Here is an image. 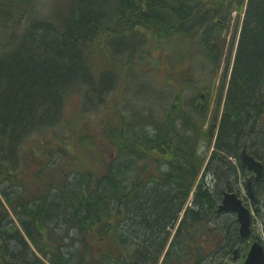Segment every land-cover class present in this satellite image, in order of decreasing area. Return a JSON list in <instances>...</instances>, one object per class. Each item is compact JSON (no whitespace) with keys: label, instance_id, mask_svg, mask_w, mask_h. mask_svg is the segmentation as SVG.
I'll return each instance as SVG.
<instances>
[{"label":"trees","instance_id":"16d2710c","mask_svg":"<svg viewBox=\"0 0 264 264\" xmlns=\"http://www.w3.org/2000/svg\"><path fill=\"white\" fill-rule=\"evenodd\" d=\"M245 1L0 0V264H231L242 239L218 213L223 189L239 184L244 147L264 162V0H248L206 125L224 28ZM188 42L203 83L178 69ZM154 49L150 70L174 90L159 110L128 96ZM193 89L202 105L184 101Z\"/></svg>","mask_w":264,"mask_h":264},{"label":"rangeland","instance_id":"374dc122","mask_svg":"<svg viewBox=\"0 0 264 264\" xmlns=\"http://www.w3.org/2000/svg\"><path fill=\"white\" fill-rule=\"evenodd\" d=\"M242 25H243L242 18L239 21V14L238 12H236L232 16L231 25H229V28L227 30H225L224 28L223 38L225 40V49L220 58L221 65L219 69V76H218L219 78L216 80V83L214 84V87H213V96L211 99L212 102L209 108L207 109L209 120L207 121L206 127L208 128L212 123L211 118H214V112L216 111V107H217L216 101L218 98L217 95L220 90V84H221L222 78L225 76L227 83L229 82V78L232 72L235 54H236V50L238 46V41L240 38V32H241ZM206 32H209V31L208 30L203 31L201 33V36L198 38V40L203 39V34H205ZM199 48L200 47L197 46L195 43L188 42L186 44H182L181 49H183L184 52H182L181 54L177 52L176 53L178 55V58H182L184 60L183 62L180 63V65H178V69L179 70H181V68L187 69L189 67L195 68V70L192 71L193 75H197V78L199 77L200 81L203 83V80H205L209 76V68L207 66L205 67V64H203L202 58H199L197 56H193V58L188 60V57H191L193 55L192 53L195 54L196 52L199 51ZM176 49L177 48H175V50ZM117 50H121L120 42L118 40H114L113 42L110 41L109 44L107 45V55L105 59L108 60V59H111L112 56L113 58L115 57V60L113 61L112 66L110 67L111 69L113 65H119L121 67L123 66L121 64V60L123 59V56L118 55ZM160 53H165V50L164 49H158V50L154 49L153 50L152 54L154 55V57H156V59L155 58L152 59V63H150V65L148 64L149 70L147 72V75H144L142 73L135 75L134 81L132 82L131 92L128 93V96L130 98H134L143 103H154V105L155 104L158 105L159 106V107L157 106L158 110L160 109V105L164 103L165 100L168 103L172 102L173 96H174V90L172 91L166 87V85L169 86L168 84H165L167 76L165 75L162 76L159 73L154 75L150 70V66L153 67L155 70H157L159 66H161V58H159ZM159 70L162 71L164 74H166L168 68L163 66ZM175 79L181 80L178 78V76ZM191 80H194V78H191ZM201 82H200V85L202 86ZM199 94L200 93H198V90L195 91L194 89L190 91H186L185 95L183 96L184 101L188 102L194 98V101L195 102L197 101V105L198 104L202 105V102H199L198 100H196V97H198ZM225 95H226V91L224 92V98L221 103V110L224 105ZM221 110L218 116L219 119H220ZM215 133H216V130H215ZM213 149L211 148L210 150H207V153L206 152L204 153L206 154L207 158L210 157ZM202 151L204 152L205 149ZM245 177L246 176H240L239 184L234 186V191L240 194V196L243 198L244 203H246L249 206V208L253 210L255 209L256 211V212L254 211L255 218H256V222L254 225L255 233L261 236V239L264 242V191L261 190V188H258V202L256 203L257 206L255 208V205L252 204L244 188V185H243V183L245 182ZM215 179L216 178L214 174H211L208 177V181L213 186L215 184ZM242 263L243 262L241 259V255H240V258H238L237 260L233 259L231 261V264H242Z\"/></svg>","mask_w":264,"mask_h":264},{"label":"water","instance_id":"95a60500","mask_svg":"<svg viewBox=\"0 0 264 264\" xmlns=\"http://www.w3.org/2000/svg\"><path fill=\"white\" fill-rule=\"evenodd\" d=\"M241 164L244 169H248L254 173V178L250 177L247 181L249 196L255 200L253 191V179L257 182L264 181V164L255 159L246 148H243L240 154ZM219 213L237 214L239 223V234L243 239H248L251 234L252 216L249 208L245 207L240 198L235 193L226 192L218 209ZM237 256V250L234 252ZM244 264H264V247L259 241H255L248 253Z\"/></svg>","mask_w":264,"mask_h":264},{"label":"flooded vegetation","instance_id":"af4514ba","mask_svg":"<svg viewBox=\"0 0 264 264\" xmlns=\"http://www.w3.org/2000/svg\"><path fill=\"white\" fill-rule=\"evenodd\" d=\"M201 97L202 98H204L205 97V95L204 94H202L201 95ZM259 183H256V182H254V186H255V191H256V193H258V185ZM253 236V235H252ZM255 239H260L258 236H256L255 237ZM243 240H246V241H243ZM242 241H241V243H242V246H236V248H237V250H238V253H239V258H240V255H241V258H243L244 257V255H246V253H248V251H249V249H250V247H251V245L249 246V244L252 242L251 240H248V239H243ZM262 242V241H261ZM243 249H246L247 250V252L245 253V252H243L242 250ZM240 251V252H239ZM242 253H243V255H242Z\"/></svg>","mask_w":264,"mask_h":264},{"label":"bare ground","instance_id":"6f19581e","mask_svg":"<svg viewBox=\"0 0 264 264\" xmlns=\"http://www.w3.org/2000/svg\"><path fill=\"white\" fill-rule=\"evenodd\" d=\"M247 6H248V0L245 1L243 10L241 12H238V14H239V21L242 18V22H244L245 15H246V10H247Z\"/></svg>","mask_w":264,"mask_h":264}]
</instances>
